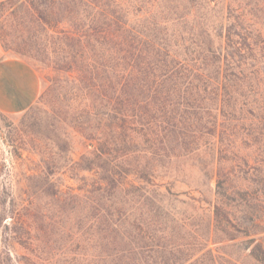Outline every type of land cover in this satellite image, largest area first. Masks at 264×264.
I'll return each mask as SVG.
<instances>
[{"label":"trees","instance_id":"16d2710c","mask_svg":"<svg viewBox=\"0 0 264 264\" xmlns=\"http://www.w3.org/2000/svg\"><path fill=\"white\" fill-rule=\"evenodd\" d=\"M227 1L28 0L73 107L66 165L26 176L30 201L0 187V264H264V6ZM189 163L197 198L174 191ZM183 195L203 230L165 205Z\"/></svg>","mask_w":264,"mask_h":264},{"label":"rangeland","instance_id":"374dc122","mask_svg":"<svg viewBox=\"0 0 264 264\" xmlns=\"http://www.w3.org/2000/svg\"><path fill=\"white\" fill-rule=\"evenodd\" d=\"M232 5L264 6V0H229ZM38 38L40 43L46 41V31L33 13L28 0H0V45L7 57L26 60L36 70L41 84V94L37 102L27 111L18 114H5L0 112V187L5 185L8 192L9 183H12L13 196L19 200H32L27 193L28 181L26 176L40 173L43 167L56 165L63 168L66 165L64 153H58L56 141H63L64 134L70 133L69 127L63 123L65 112L71 111V95L67 93L64 78L53 82L55 72L50 55L47 54L44 63L35 57L37 51L32 44ZM51 90L48 96H41ZM76 105V104H75ZM52 153V155H50ZM56 154V155H55ZM180 180L186 184H178L174 191H185L190 197H199L193 186L198 179L196 170L190 163L184 168ZM72 182L61 175L59 185L65 189ZM215 183L211 185L214 186ZM26 193V194H25ZM188 196L172 197L167 205L176 217L191 218L197 227L203 230L199 222L208 221L209 214L206 206L192 204ZM182 200L186 201L185 204ZM40 209L51 224L52 239L63 244L62 239L66 227V217L63 204L52 196L42 194L39 200ZM180 215V216H179ZM182 215V216H181ZM203 223V222H202ZM188 224V230H189ZM186 234V233H185ZM211 247H215L213 244ZM21 255L26 254L23 249ZM28 259L32 261L29 253Z\"/></svg>","mask_w":264,"mask_h":264},{"label":"crops","instance_id":"0c3cea01","mask_svg":"<svg viewBox=\"0 0 264 264\" xmlns=\"http://www.w3.org/2000/svg\"><path fill=\"white\" fill-rule=\"evenodd\" d=\"M40 94V79L33 66L24 59L7 57L0 45V112L23 113Z\"/></svg>","mask_w":264,"mask_h":264}]
</instances>
